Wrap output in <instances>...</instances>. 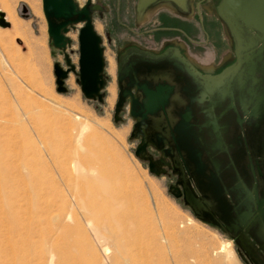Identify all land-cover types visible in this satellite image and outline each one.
Masks as SVG:
<instances>
[{"label":"rangeland","instance_id":"obj_1","mask_svg":"<svg viewBox=\"0 0 264 264\" xmlns=\"http://www.w3.org/2000/svg\"><path fill=\"white\" fill-rule=\"evenodd\" d=\"M77 1L80 5L85 2ZM103 1L108 9L101 16L95 13L93 18L94 27L102 37L106 61L104 71L108 75L103 102L85 98L73 72L65 80L67 92L56 90L53 63L59 61L64 67L66 64L63 52L53 48L49 41L42 0L40 15L24 0L13 3L17 23L24 29L23 35L14 32L15 25L10 17H7L8 26H0V264H13L7 220L9 204L15 198L13 195L32 184V172L44 177L51 175L52 168L37 130H46L43 134L48 139H64V144L68 146L67 135L80 133L85 123L88 128L84 130V135L97 134L98 143L107 153V163L119 167L118 177L128 192V198L119 207L124 216L130 218L127 222L129 232L137 235L142 244L132 246L134 253H138L141 247L136 262L126 264H244L234 242L195 217L169 193L168 178L150 172L146 162L134 154L136 141L130 137L133 119L128 106L119 114L120 120L114 121L118 93L117 49L128 40L148 43L152 40L134 27L133 7L136 0ZM2 2L0 0V6ZM22 4L28 8L27 17L22 16ZM4 12L6 17V10ZM153 24L148 27H153ZM80 26L77 24L68 33L72 42L67 52L75 65L78 63L77 35ZM192 50L198 57L205 54L202 45ZM112 62L115 74L110 73ZM110 85L116 89L113 101L108 100ZM52 99L59 100L63 106L53 105ZM48 185L54 191L63 189L58 179ZM48 236L45 231L36 238L42 244ZM228 240L232 242L230 253L222 250ZM82 243L91 261L113 264L110 256L114 247L109 242L91 241L86 235ZM105 247H109L110 253L104 251ZM39 249H42L41 245Z\"/></svg>","mask_w":264,"mask_h":264},{"label":"flooded vegetation","instance_id":"obj_2","mask_svg":"<svg viewBox=\"0 0 264 264\" xmlns=\"http://www.w3.org/2000/svg\"><path fill=\"white\" fill-rule=\"evenodd\" d=\"M99 1L108 9L107 3ZM198 1L193 2L192 18L162 10L151 21L140 25L143 18L137 20L134 13V27L142 30L152 41L128 40L121 44L119 47H123L117 49L116 72L118 61L123 62L127 58L129 61L122 67L121 73L128 75L130 67L135 65L184 67V61H190L184 55L191 56L213 73L221 70L222 67H218L221 62L225 63L224 66L233 62L236 58L234 36L214 9L219 0L200 1V14L195 7ZM152 23H155L154 26L148 27ZM196 33L197 36L194 35ZM243 35L249 38L248 34ZM199 45L204 47L206 59L201 60L192 50ZM181 73L182 76L174 77L178 89L174 99L153 116L141 119L153 124V127L148 132L144 128L135 132L134 152L139 145H145V149L140 146L139 152L148 169H152L151 172L157 176L168 178L169 193L195 217L228 236L244 264H264V164H256V150L252 147L254 133L261 130L263 119L248 117L245 109L250 105V95L233 81L234 93H227L219 102L222 108H226L228 117H218L219 133L208 134L204 125L207 118L202 112L207 102L191 103L190 85L186 83L191 82V75L183 69ZM256 76L258 79L253 87L259 91L264 85V75L257 72ZM193 80L196 82L195 77ZM250 84L249 80L247 86ZM195 90L198 92L200 88ZM131 91L135 93V88L132 87ZM231 96L236 111L228 106ZM239 96L245 97V102L239 101ZM130 102L131 97L127 96L123 108H129ZM191 108L195 115L185 118L184 114ZM132 119L133 130L138 119ZM212 144L214 148L210 147ZM241 191L252 194L251 204L245 203L244 196L236 198ZM239 199L243 203L239 204ZM249 208L253 213L247 222L239 227L232 226L230 220L237 211Z\"/></svg>","mask_w":264,"mask_h":264},{"label":"water","instance_id":"obj_3","mask_svg":"<svg viewBox=\"0 0 264 264\" xmlns=\"http://www.w3.org/2000/svg\"><path fill=\"white\" fill-rule=\"evenodd\" d=\"M200 1L202 0L196 2L195 5L199 14ZM193 2L194 0H136L133 9L137 20L143 18L140 24L143 25L151 21L162 10H167L181 17L192 18ZM214 9L217 16L234 36L236 52L234 61L225 66V63L221 62L218 66L222 67L221 70L213 73L191 56L184 55L185 58L190 59L186 62L184 58H181L185 62L184 67L154 64L135 65L130 67L131 73L128 75L121 73V70L129 59L127 58L123 62L119 60L116 72L118 93L113 118L114 121L120 120L119 114L123 110V103L126 97L130 96V114L134 119H138L130 137L133 138L135 132L141 128H144L146 132L150 131L153 124L145 123L141 119L144 120L146 117L153 116L159 108H163L174 99V94L178 92L174 77L179 74L182 76L181 70L183 69L185 72H190L191 75V82L186 81L190 85L191 103L194 101L207 102L205 109L202 110L207 118L204 123L208 129L207 133H219L218 117H228L225 114L226 108H222L223 106L221 107L219 102L224 100L227 93L230 95L234 93L232 82L236 81L238 86L245 88V91L250 95L248 98L250 105H247L245 113L249 118L259 117L263 119L261 130L254 133L255 140L252 147L256 150V164H264V85L260 87L259 91L253 87L258 79L257 72L264 75V0H219ZM21 10L22 16L27 17L28 8L26 5L22 4ZM42 10L47 22L51 46L63 52L66 64L64 67L59 61L53 63L56 90L67 92L65 80L69 73L73 72L83 96L90 100L103 102L105 97L103 89L108 82V75L104 71L106 61L102 37L94 27L93 18L95 13L101 16L102 12L107 10V6L99 0H85L82 5L77 0H42ZM77 24H81V26L77 35L78 63L75 65L71 62L67 49L72 42L68 33ZM8 25L9 22L5 20L4 12L0 10V26L6 27ZM243 33L248 34L249 38L246 39ZM122 47H119L118 50ZM131 52L130 50L129 53ZM194 77L197 83L193 80ZM249 80L251 84L247 86ZM132 87L135 88V93H132ZM197 88H200L198 92L195 90ZM233 99L231 96L228 106L234 107L236 111L237 109L232 102ZM238 99L245 102V97L239 96ZM193 111L191 108L189 112L184 114V117L191 118L195 115ZM141 145L142 149H145V145ZM141 145L134 152L139 158H141L139 152ZM210 147L214 148L215 145L212 144ZM151 171L152 169H150ZM241 196L246 199L245 203L251 204L253 196L250 192L241 191L236 198ZM238 202L239 204L243 203L241 199ZM252 213L250 208L237 211L235 217L230 220L232 226L239 227L241 224H245ZM196 217L202 220L198 216Z\"/></svg>","mask_w":264,"mask_h":264},{"label":"bare ground","instance_id":"obj_4","mask_svg":"<svg viewBox=\"0 0 264 264\" xmlns=\"http://www.w3.org/2000/svg\"><path fill=\"white\" fill-rule=\"evenodd\" d=\"M2 1L0 9L7 12L6 17L4 12L5 20L7 17L13 19L14 32L23 35L24 29L17 23L13 4L17 0ZM24 1L33 6L38 15L41 14L40 0ZM110 71L115 74L114 62ZM107 91L108 100H115V86L110 85ZM52 101L55 106H63L59 100ZM81 127L80 133L67 135L68 146L64 144V139H48L44 135L46 130L36 129L52 168L51 175L37 176L32 172V184L16 192L9 204L8 239L13 264H101L98 260L89 259L82 243L86 235L91 241L109 242L114 247L110 256L113 264L136 262L141 247L138 253H134L132 246L142 243L137 235L129 232L127 222L130 218L124 216L119 207L128 198V192L118 177L119 167L107 163V153L98 143L95 132L84 135L87 123ZM55 179L62 182L63 189L54 191L48 185ZM45 231L49 236L41 244L36 237ZM40 245L42 249H39ZM231 248L232 242L228 240L222 250L230 253ZM104 251L110 253L109 247H105Z\"/></svg>","mask_w":264,"mask_h":264},{"label":"crops","instance_id":"obj_5","mask_svg":"<svg viewBox=\"0 0 264 264\" xmlns=\"http://www.w3.org/2000/svg\"><path fill=\"white\" fill-rule=\"evenodd\" d=\"M206 57H207L206 54L202 55V56H201V60H202V59H206Z\"/></svg>","mask_w":264,"mask_h":264}]
</instances>
